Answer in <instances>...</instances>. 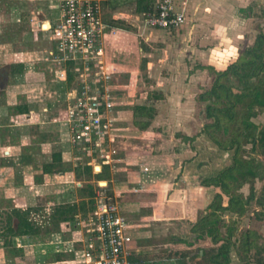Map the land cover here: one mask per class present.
<instances>
[{"label":"rangeland","instance_id":"374dc122","mask_svg":"<svg viewBox=\"0 0 264 264\" xmlns=\"http://www.w3.org/2000/svg\"><path fill=\"white\" fill-rule=\"evenodd\" d=\"M8 1L0 0V82L3 83L5 81L4 88L2 87L3 84L0 83V173L2 174L0 175V218L2 219V229L4 230L7 225L6 218L8 214L12 213L14 208L27 209L30 207L32 209L30 217L40 226L42 225L43 231L38 235L31 236L28 240H24L20 236L13 237L14 243L10 245L5 244L6 238L10 236L4 234L0 238V264L23 263L21 255L16 254L14 251L16 247H25L26 252L24 253L27 254L28 258L33 260L31 264H37V256H40V254H45L46 257L43 262L40 261L38 264H75L71 261L59 263L55 260L54 256L56 252L55 243H61V240L66 243L77 237L79 232L74 227L75 225L73 226L70 222H67L61 224L57 230L54 229L51 232H46V226L43 223L53 213L54 207L64 203L80 201L82 197L78 188L86 185L88 182L85 178L79 179L74 169L78 164L88 163L93 166V171L97 173L100 167L96 168V165L100 164L101 156L99 152L87 153L80 147H74L66 140H63L65 134L64 126L52 123L50 116H43L45 108H49L52 112L62 108L65 94L70 89L64 80H58L50 65L42 59L45 49L50 45L48 38L44 34L40 35V33H37V63L27 62L26 68H24L22 73H15L17 63L28 59L19 46V37L23 34V31L28 30L29 33L31 30L27 21L19 22L20 13L12 11L11 6L8 5ZM130 1H123L122 5L125 4L127 7H121V11H126L131 15L136 10L135 7L130 6ZM24 2L26 3L25 9L28 8L27 16L32 11L36 12L37 5L30 4L28 0H24ZM114 3V0L102 1L105 19L112 23L113 12L111 11V7H113ZM48 6L49 3L44 5V10L50 13L49 16L52 17L54 13L56 14V11L50 9ZM37 20L41 19L37 18ZM129 20H132L134 23L137 22L132 18ZM117 26H119V30H128L132 36L130 39L134 45L130 49H132L131 53L136 58H131L130 56L129 60L131 63L127 59L128 66L133 67L136 63L142 61L140 65L144 68L142 71L134 74L133 78L132 73L128 72L126 68H123V70L118 69V72L117 70H113L114 83L133 84L131 87L134 95L132 97H135L134 105H140L137 103L149 105L146 106L147 110L143 111V114L134 120L150 121L152 125L150 124L151 127L142 132L137 129L127 130L125 128L127 125L132 126L133 121L125 120L124 123L119 124L118 131L116 130L115 134H113V148L119 151L115 154L113 167L120 174H129V167L133 168V165L131 166L132 162L128 164L127 161L119 159L125 156L124 149L126 148L128 153L133 158H136L134 163L138 164L143 172L150 173L153 169L146 164L149 152L153 151L162 161L166 159L172 161L166 155L169 153V146L181 141L178 137L177 139L174 138L173 131H175L176 127L171 122L166 123L161 119V117H164L162 112L167 114V107L164 105L165 101L160 103V101H157L159 97H156L157 93L163 92L157 90L156 87L162 81L161 77L164 76L167 70L163 69V62L160 61L159 57H152L156 65L154 70L159 71L160 74H154L152 78H149L147 64L142 60L149 58H143L141 56L142 51L139 48L142 47L147 50L150 46L148 47L143 38L138 34V26L125 21L124 23H118ZM7 40L8 42H6ZM112 45L113 43L110 46ZM17 49L18 53L15 55ZM11 60L14 65H12ZM4 71L5 73L9 72L7 81L2 75ZM152 85H154V88L151 87ZM122 87H119V94L121 95L125 93V90L129 89ZM41 94H48L49 96L52 94L53 96L57 95L59 99L53 100L50 102L52 106H48V101L43 99ZM24 104L28 105L29 112L22 114L19 112L18 107ZM135 106L132 107L134 108ZM118 107L119 104H117L116 108L118 109ZM200 111L202 113H200L202 131L200 132L201 135H199L200 140L194 142L195 144H199L200 148L198 147L199 149L196 150L199 156L191 163L183 161L182 167L185 163L187 166L184 174L193 180L195 176L200 174V170L193 168L194 164L197 165L198 163H202V161H207L206 165L208 166H203L201 169V174L206 176L202 181V186L206 187V196L204 198L201 197V200L205 198L210 199L209 208L206 210L210 212V207L214 209L215 214L213 213V216L216 217L215 219L220 226L222 234L228 235V231L233 230L234 228L232 227H235L233 230L234 235L232 236L234 244L230 249V264H255V255L258 250L262 251L261 255L264 258V202L262 204L258 202L260 199H264V172L263 177L256 179L254 184L256 194L254 199L246 206L247 210L243 214L239 215L231 211V209L218 212L217 207L220 205L218 204L220 200L223 201L224 205H227L229 202V197L222 189L221 184L224 182L231 187L230 173L238 175L241 172L238 168H241V166L238 165L236 168L233 166L235 164L234 150H228L230 153L228 157L225 156L226 153L223 151H217L218 154H212L208 151L210 147H218L203 132L205 124L211 122L213 119L206 117L205 104L198 107L197 113ZM254 120L263 125L264 113L259 114ZM181 136L184 135L181 134ZM61 142L64 143L62 147L60 145ZM184 145H187L186 148L189 146L185 140ZM184 145L182 146L184 147ZM182 146L177 145L176 148H182ZM62 148L67 149V151H64L63 163L56 167L59 172L45 174L42 170L43 164L53 162V153L61 151ZM246 148L249 151V153L247 152L248 155L255 156L264 162V153L251 152V145L246 146ZM218 149L220 148L218 147ZM190 154L192 155V153ZM154 158H148L147 162H155ZM229 166L232 167L231 171L225 172L220 177L219 173ZM146 167L148 170H145ZM62 168H65V170H60ZM211 168H215L213 173L211 172ZM181 169H177L178 171L176 172V176H178L180 182L173 186L179 189L182 187L180 184L183 178V174L180 172ZM109 172L107 177L111 179L113 173L111 168ZM131 172L133 171L131 170ZM206 179H210L212 183L210 182L207 185L205 183ZM106 184L104 180H102V184L95 182L96 191L103 193L105 191L107 194L113 193L111 186ZM125 188L128 189V187ZM128 190H123L122 194L118 195L123 200L125 213L133 224L135 246L140 249V256L137 253V257H133L135 256L134 254L130 258L131 263L136 260L142 262L141 264H179L178 261H175V258L173 259L174 256L171 257L169 253L171 246L173 248L176 247L175 241H177V248L185 250L188 246L180 241L183 238L192 239V235L189 234L188 230L189 225L185 224L184 220L172 219L169 215L170 213L179 211V203L167 201L169 199L167 192L153 191L151 189L152 191L145 190L137 194V192ZM236 191L242 193L245 198L249 197L251 184L246 183ZM175 196L177 195L173 194L172 197ZM137 200H140V202H137ZM201 215H208V213L201 211ZM208 216L207 219L210 218L212 220V216ZM16 220V217H14L13 222L16 223ZM48 226L53 228L51 224H48ZM183 228L187 229L186 232H182ZM249 235L251 236L250 239H253L254 242L252 247L249 246V249H247L245 242ZM70 249H73L72 246ZM196 249L193 251L192 256L198 255ZM70 259L71 257H68L65 260ZM196 259L198 258L196 257L194 260L196 261Z\"/></svg>","mask_w":264,"mask_h":264},{"label":"crops","instance_id":"0c3cea01","mask_svg":"<svg viewBox=\"0 0 264 264\" xmlns=\"http://www.w3.org/2000/svg\"><path fill=\"white\" fill-rule=\"evenodd\" d=\"M28 1L30 4L37 5L36 12L32 11L28 16L26 15L28 8L25 9L26 3L24 0L8 1L11 10L20 13L21 20L18 21H27L32 31L29 33L28 30L23 31V34L21 33L22 37L20 36L18 41L22 52L28 57L24 62L17 63L20 66L23 65V70L26 68L27 62L37 63V33L43 35L37 27V18L44 19L51 17L49 16L50 13L44 10V5L49 3L50 0ZM114 1L115 3L113 7H111V11L113 12V23H110L119 28L117 24L121 21L124 23L125 21L134 26H138L139 35L141 32L143 33V29L139 28L140 23L137 18L141 13L138 11L139 0H131L129 2L130 6L135 7L136 10V12L131 15L126 11H121V7H127L125 4L122 5L124 0ZM176 2L180 3V0H176ZM154 4L151 5L150 8H152ZM130 18L137 22L134 23L132 20L130 21ZM262 31H264V0H189L187 6V21L183 26L178 29L174 28L170 30L153 28L146 30L144 36L140 35L148 47L150 46V48H152L147 50L142 47L139 48L140 51H142L141 56L143 58H149L142 59L147 64L149 78H152L154 74H160L159 71L154 70L156 65L152 57H159L160 61L163 62V69L167 70L164 76L161 77L162 81L158 83L156 87L157 90L163 91L164 93H157L156 97H159L157 101H160V103L165 101L164 105L167 107V114L162 112L164 117H161V119L166 123L171 122L176 127L175 131H173L174 138L177 139L178 137L181 141L169 146V153L166 155H168L169 159L172 161L167 159L162 161L153 151L149 152L147 159L155 157V162H147L146 159V164L153 169L150 173L143 172L141 167L134 163L136 158H133L125 148V156L119 159L127 161L128 164L132 162L131 166L133 165V168L129 167V174H120L116 168L114 169V163H112V165H109L113 172L112 178L104 181H106L113 189V192L117 194H122L123 190L128 189V191H134L137 192V194L145 190L167 192L169 196L167 201L179 203L180 205L179 211L170 213V217H172V219H182L185 224L189 225L188 230L189 234L192 235V239L188 238L185 240L190 241V244L197 245L196 252L200 253V257L204 253V248L208 247L210 239H205L206 241L195 240L196 234H192L191 225L198 223L199 220L206 216L201 215V211L210 213L206 210L209 208L210 199L205 198L202 199L203 201L201 200V197L204 198L206 196V187L202 186V181L206 176L201 174V169L203 166L208 165H206L207 161H202V163H198L197 165L194 164L193 168L195 170H200V174L195 176L193 180L188 178V175L184 174V171L187 170L185 164L187 162L191 163L199 156L196 150L200 147L198 143H194L195 149L193 152L190 148H186L187 145H184L181 134L195 137L194 142L200 140L199 135H201L200 132L202 131L200 121L202 113L201 111L197 113V109L199 106L203 105V102L199 100V95L205 88H209L213 82V73L210 67L218 71L225 70L230 64L237 61L246 49L255 44L258 34ZM131 37V33H129L128 30H119L115 36L111 35L108 38L107 54L109 63L114 71L117 70L118 72V69L123 70V68H126L128 72L130 71L132 73L133 78L134 74L142 71L144 67L142 68V65H140L142 61H139V63H136L133 67L128 66L127 59L129 60L130 56L131 58H136L131 53L132 49H130L132 45H134L131 42ZM6 42H8V40ZM111 43H113L112 46H110ZM17 53L18 49L15 51V55ZM12 65H14L13 61ZM128 67H130V69H128ZM3 74H5L4 77L7 81L9 72L5 73L4 71ZM132 85L133 84L130 83H115L117 104H119L118 109L116 108L118 112L116 130L118 131L119 124L124 123L125 120H129L131 122L133 121V124L131 123L132 126H125L127 130L137 129L144 132L151 126L145 129L136 125L134 126V119L136 117L134 116V108L132 107L135 106V97H132L134 96ZM4 86L5 81H3L2 87L4 88ZM120 86L129 89L127 91L125 90V93L121 95L119 94ZM151 87L154 88V85ZM137 104L149 106L145 103ZM63 144L64 143L61 142V147ZM177 145H184V147L176 148ZM65 150L67 151V149H61L63 156ZM117 151L118 150H116V153ZM208 151L212 154H218L217 151H223L226 153L225 156L228 157L230 155L228 150H220L218 147H210ZM190 153H192V155ZM183 161L186 163L182 167ZM177 169H181L180 172L183 174L180 184L182 187L180 189L176 186L173 187L180 182V179L176 176ZM131 170L133 172H131ZM214 171L215 168H211V172L213 173ZM0 175L2 174L0 173ZM198 178L199 180L197 181ZM92 181L93 183L96 182V180ZM125 187H128V189ZM173 194L177 196L172 197ZM137 202H140V200H137ZM209 210L211 211V209ZM186 230V228H183L182 232H186ZM201 243L203 244L201 245ZM191 254L193 255V252Z\"/></svg>","mask_w":264,"mask_h":264},{"label":"built area","instance_id":"2783aa9c","mask_svg":"<svg viewBox=\"0 0 264 264\" xmlns=\"http://www.w3.org/2000/svg\"><path fill=\"white\" fill-rule=\"evenodd\" d=\"M102 1L50 0L49 7L56 14L36 21L39 31L50 42L43 61L50 65L58 80L67 81L68 72L74 73L62 108L55 112L45 108L43 116H50L52 122L64 126L63 140L72 146L87 153H100L98 172L103 165L114 162L113 134L118 124L114 73L107 45L108 38L115 36L119 28L106 21ZM188 2L157 0L152 8L137 16L139 28L143 29L140 35L153 28L170 30L183 26ZM98 183L102 184V180ZM75 228L79 232L77 237L54 244L56 251L74 254L63 262L131 264L130 258L140 252L135 246L134 227L125 213V204L115 192L96 191L94 209L77 214Z\"/></svg>","mask_w":264,"mask_h":264},{"label":"trees","instance_id":"16d2710c","mask_svg":"<svg viewBox=\"0 0 264 264\" xmlns=\"http://www.w3.org/2000/svg\"><path fill=\"white\" fill-rule=\"evenodd\" d=\"M156 0H139L138 11L143 12L150 9L151 5ZM120 22V21H119ZM122 23V21H121ZM213 73V82L209 88H205L199 95V100L206 105V117L213 119L211 122L205 124L203 132L221 149V150H234L235 151V168L241 171L238 175L230 173V180L232 182L231 187L222 183L221 187L229 197V202L224 205L220 200V204L217 211L230 210L237 214H243L247 210V205L254 199L255 196V181L259 177H263L264 162L255 156L248 155L246 146L251 145V152L264 153V124L257 123L254 118L259 114L264 113V31L260 32L256 38L255 44L246 49L239 59L230 64L225 70L218 71L210 67ZM15 73L23 72V65L15 67ZM74 81V73L68 72V79L65 81L69 88H71ZM41 97L48 101V106H52L53 100H58V96L53 94H41ZM19 112L22 114L29 112L27 104L19 105ZM147 110L146 106L137 105L134 107V116L137 118L143 114V111ZM151 122H143L135 120V125L145 129L150 126ZM182 140L186 141L192 151L195 149L194 141L195 137L181 136ZM248 152V153H247ZM53 162L45 163L42 166V170L45 174H54L59 172L56 167L63 163V154L61 151L53 153ZM239 160V162H238ZM232 167L223 169L219 175L225 172H230ZM60 170H65L62 168ZM76 176L85 178L88 183L79 187L78 190L81 193V200L79 202L64 203L54 207L53 213L48 216L44 221L46 226V232L57 230L61 224L70 222L73 226L76 223V215L79 213L87 214L94 209L96 188L93 183V179L96 182L100 180H108V173H110V166L103 165L100 172L95 173L93 166L88 163L78 164L75 167ZM100 170V168L98 169ZM95 177V178H93ZM212 181L206 179L205 183L210 184ZM246 183L251 184V193L249 197H244L242 193H238L236 190L242 188ZM236 186H235V185ZM228 187V188H227ZM227 188V189H226ZM260 204L263 200L258 201ZM208 215L212 216V220L207 219L206 215L198 223L191 225L192 234H196L195 240L210 239V243L207 248H204V253L200 257V253L196 256H191L192 252L197 248V245L190 244V241L182 239L180 242L186 244L188 247L185 250H179L177 248V241H175L176 247L171 246L170 254L175 261L179 264H230V249L234 244L232 242L233 230L228 231V235L222 234L220 226L213 216L215 211L212 207ZM32 209L14 208L12 213L8 214L6 218V228L3 230V222L0 218V238L4 234L7 237L5 240L6 245L14 243L13 237H22L24 240H28L31 236L40 234L43 229L35 222L31 217ZM220 216V215H219ZM16 217V223L13 222ZM220 218V217H219ZM47 224V225H46ZM48 224H51L53 228H50ZM75 227V226H74ZM247 237L245 242L246 248L252 247L253 239ZM177 240V239H174ZM197 240V241H198ZM206 241V240H205ZM208 242V241H207ZM206 242V244H207ZM203 243H201L202 245ZM196 247V248H195ZM54 249V248H53ZM52 249V250H53ZM25 247L15 248L16 254L21 255V264H31L32 259L27 257L24 253ZM262 252V251H261ZM260 250L256 252L255 264H264V258L261 255ZM139 255V253H138ZM145 255V254H141ZM55 260L62 263L68 257L73 258L74 254L64 251H56ZM140 256V255H139ZM169 256V254H168ZM45 254L37 256V264L45 260ZM137 257V254L135 256ZM196 261L194 260L195 258ZM142 262L133 261L131 264H141Z\"/></svg>","mask_w":264,"mask_h":264},{"label":"flooded vegetation","instance_id":"af4514ba","mask_svg":"<svg viewBox=\"0 0 264 264\" xmlns=\"http://www.w3.org/2000/svg\"><path fill=\"white\" fill-rule=\"evenodd\" d=\"M3 76L5 75V74H2ZM1 81V80H0ZM0 83H2V82H0ZM3 84V83H2Z\"/></svg>","mask_w":264,"mask_h":264}]
</instances>
